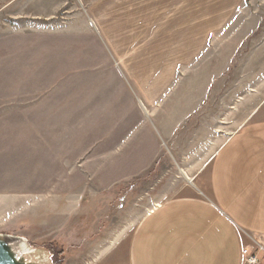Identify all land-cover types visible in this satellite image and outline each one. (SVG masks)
<instances>
[{
  "label": "rangeland",
  "instance_id": "1",
  "mask_svg": "<svg viewBox=\"0 0 264 264\" xmlns=\"http://www.w3.org/2000/svg\"><path fill=\"white\" fill-rule=\"evenodd\" d=\"M108 35L146 46L163 91L118 105L143 66L109 67ZM257 119L264 0H0V234L50 264H127L143 214L207 196L216 150Z\"/></svg>",
  "mask_w": 264,
  "mask_h": 264
},
{
  "label": "crops",
  "instance_id": "2",
  "mask_svg": "<svg viewBox=\"0 0 264 264\" xmlns=\"http://www.w3.org/2000/svg\"><path fill=\"white\" fill-rule=\"evenodd\" d=\"M123 36H106L112 44L103 39L104 55L129 80L132 63L143 66L137 80L144 88L133 90L125 81L127 91L112 95L119 106L134 109L137 96L148 102L163 85L155 89L153 77H145L152 72L146 46L138 50ZM208 183L205 197H172L143 214L129 241L127 264H242L249 253L264 264V119L245 122L228 135L211 160Z\"/></svg>",
  "mask_w": 264,
  "mask_h": 264
},
{
  "label": "water",
  "instance_id": "3",
  "mask_svg": "<svg viewBox=\"0 0 264 264\" xmlns=\"http://www.w3.org/2000/svg\"><path fill=\"white\" fill-rule=\"evenodd\" d=\"M20 239L21 237L0 234V264H41L17 251L16 243Z\"/></svg>",
  "mask_w": 264,
  "mask_h": 264
},
{
  "label": "bare ground",
  "instance_id": "4",
  "mask_svg": "<svg viewBox=\"0 0 264 264\" xmlns=\"http://www.w3.org/2000/svg\"><path fill=\"white\" fill-rule=\"evenodd\" d=\"M16 249L19 253L28 255L31 258L36 259L41 264H50L49 256L39 249L29 247L24 237H21V239L16 243Z\"/></svg>",
  "mask_w": 264,
  "mask_h": 264
},
{
  "label": "built area",
  "instance_id": "5",
  "mask_svg": "<svg viewBox=\"0 0 264 264\" xmlns=\"http://www.w3.org/2000/svg\"><path fill=\"white\" fill-rule=\"evenodd\" d=\"M259 260L254 254H248L242 264H258Z\"/></svg>",
  "mask_w": 264,
  "mask_h": 264
}]
</instances>
